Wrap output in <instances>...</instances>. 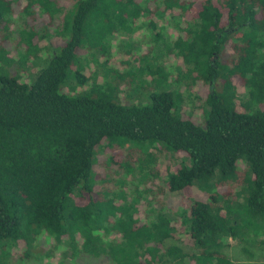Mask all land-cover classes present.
<instances>
[{
	"label": "trees",
	"instance_id": "obj_1",
	"mask_svg": "<svg viewBox=\"0 0 264 264\" xmlns=\"http://www.w3.org/2000/svg\"><path fill=\"white\" fill-rule=\"evenodd\" d=\"M40 14L49 21L38 29ZM175 19L166 51L178 65L175 81L189 73L207 87L200 120L184 116L171 91L127 106L102 92L104 81L100 90L82 74L80 55L103 50L107 36ZM55 20L46 67L23 80L30 58L43 55L36 35L43 40ZM19 44L26 51L15 60L7 47ZM73 67V79L88 87L84 95L61 92ZM129 144L182 159L163 174L166 190L188 202L176 220L159 213L141 222L131 203L116 207L108 195L97 202L96 150ZM112 155L115 168L130 167ZM240 163L242 205L209 186L236 182ZM196 184L207 187V198H192ZM250 232H264V0H0V264H78L84 256H106L109 264H235L222 240Z\"/></svg>",
	"mask_w": 264,
	"mask_h": 264
},
{
	"label": "rangeland",
	"instance_id": "obj_2",
	"mask_svg": "<svg viewBox=\"0 0 264 264\" xmlns=\"http://www.w3.org/2000/svg\"><path fill=\"white\" fill-rule=\"evenodd\" d=\"M37 18L35 27L38 29L45 27L49 21L45 15L40 14ZM176 22L178 19L168 22L166 26H157L155 30H145L143 26H138L131 31L107 36L103 42V50H90L89 54L84 50L85 52L80 55L79 60L83 66L82 74L98 88L104 81L105 86L102 92L109 95L113 102L127 106L146 104L148 95L152 92L171 91L182 98V114L192 120H200L203 116V103L207 87L200 83L194 84L192 75L189 73H187L185 81H175L174 74L179 70L177 69L178 65L173 54L166 51L170 44L168 29L176 25ZM60 23L59 20H55L54 26L46 30L48 36H45L43 40L39 38L41 32L36 35L35 42L43 47V55L36 60L30 58L25 65L26 71L21 72L23 80H27L29 77L30 82L38 71L46 67L43 57H48L50 41L57 37L55 33L57 28L55 27ZM15 24L19 29L21 20H17ZM156 35L159 37L157 38ZM21 42L24 41L21 40ZM7 48H10L11 56L15 60L17 57L21 58V55L26 51V47L20 44L16 51L12 46ZM148 67L151 71H148ZM157 67H162L164 70L157 73ZM73 68L72 71H69L65 83L61 87V92L72 96L84 95L89 91L88 87L77 83L76 78L73 79L75 67ZM29 75L34 76L30 77ZM161 81L162 83H160ZM246 98L247 94L242 93L241 100ZM140 146L129 144L123 148H114L113 151L103 147L96 150L93 162V171L95 177L98 178L99 189L96 200L102 202L108 195L107 197L113 200L116 207H124L131 203L137 210L134 216L141 222H145L148 215L153 220L159 213L176 220V216L180 215L184 205L188 202L183 199L182 194L170 193L166 190L163 174H165L166 167L178 164L182 159L176 158L160 147L142 145L143 148H141ZM146 153L153 155L148 165L142 163ZM112 154L118 156L119 163H127L130 167L124 172L115 168L109 161ZM238 166L236 182L231 181L224 185H217L218 180L213 179L209 186L212 185V191H216L220 197L232 198L234 204L242 205L245 192L240 179L246 173V166L243 163ZM206 190V186L196 184L192 188V198L194 200L207 198L204 192ZM110 235V237L114 236V234ZM222 243V251L235 264H264V232L257 234L250 232L248 235L244 233L241 240L224 238ZM66 245L64 242L59 246L56 255L60 256L65 251ZM31 262H35V260ZM59 262L57 259L50 264H60ZM77 262L78 264H109L106 256L100 258L84 256L76 260ZM5 264L10 263L7 261Z\"/></svg>",
	"mask_w": 264,
	"mask_h": 264
}]
</instances>
